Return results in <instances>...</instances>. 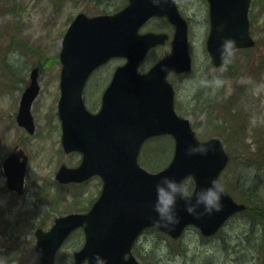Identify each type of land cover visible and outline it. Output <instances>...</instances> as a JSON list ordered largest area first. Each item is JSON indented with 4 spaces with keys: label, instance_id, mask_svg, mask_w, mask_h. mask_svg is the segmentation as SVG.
<instances>
[{
    "label": "water",
    "instance_id": "water-1",
    "mask_svg": "<svg viewBox=\"0 0 264 264\" xmlns=\"http://www.w3.org/2000/svg\"><path fill=\"white\" fill-rule=\"evenodd\" d=\"M208 1L212 23L207 50L214 66H220L223 61L217 49L222 37H234L236 49L255 45L248 18L251 0ZM153 16L167 17L176 32L171 53L142 74L138 70L141 61L153 46L165 40L164 35L139 33ZM115 57L126 58L128 62L117 68L103 95L101 110L91 113L83 97L86 81L95 69ZM60 59L63 71L58 113L63 127L62 143L67 153L81 152L83 160L77 168L61 166L56 178L66 184L99 175L104 185L88 213L58 217L50 230H37V249L42 252L40 264H55L65 240L77 228H83L85 242L74 253V264H90L88 258L95 253L107 257L108 264H142L132 249L144 229L155 227L177 239L187 226L194 225L203 236L209 237L229 218L246 209L226 191L218 212L196 217L184 211L183 200H179L178 224L167 228L155 222L151 204L160 175L184 180L192 177L195 186H204L213 177L219 179L229 161L223 143L217 138L205 141L214 146V151L206 155H189L186 151L189 145L200 141L190 120L175 112V91L167 76L172 71L190 72L192 59L186 22L170 0H160L159 4L153 0H130L129 6L115 15L79 14L66 34ZM38 76L39 69L34 68L17 116L20 126L30 133L35 131L31 108L40 92ZM162 135L175 139L174 156L167 168L151 173L139 165V153L146 140ZM21 157L24 160L20 163ZM26 166L23 151H15L4 162L8 187L18 194H23Z\"/></svg>",
    "mask_w": 264,
    "mask_h": 264
},
{
    "label": "rangeland",
    "instance_id": "rangeland-1",
    "mask_svg": "<svg viewBox=\"0 0 264 264\" xmlns=\"http://www.w3.org/2000/svg\"><path fill=\"white\" fill-rule=\"evenodd\" d=\"M96 2L0 0V31L18 22L21 37L32 46L45 50L46 55L40 76L41 92L31 110L36 133L28 135L24 144H20L26 132L17 125L16 115L30 71L37 59L25 49H18L14 44L11 46L10 37L1 38L0 253L13 254L20 264H29L36 251L35 232L38 228L49 230L57 216L76 210H89L90 201L94 202L98 198L102 188L99 178H93L83 187L62 185L55 179L61 165L74 167L81 161L80 154L67 155L61 145L62 130L57 116L61 64L56 58L61 52L64 31L79 13L94 16L104 11L101 7H95ZM6 8H12L14 12L5 11ZM250 14L251 18H256L252 30V36L257 41L255 48L237 50L231 63L213 68L206 50L208 34L204 30H194L190 35V53L194 59L192 72L170 76L169 79L176 90V111L190 119L198 139L205 141L217 137L226 141V147L229 146L233 162L220 180L228 190H233L232 195L236 198L239 190L236 181L238 172L241 183L247 186L260 178H257L254 168H249L246 160L250 156L254 159L264 143V0H252ZM156 58L157 52L153 51L150 59ZM123 63L124 60L112 61L110 66L101 69L89 81L85 89L89 110L97 112L100 109L101 97L112 71ZM232 65L240 71L235 80L228 79ZM216 75L225 79V84L219 88L201 82ZM215 96H219L220 105L214 102ZM198 97L207 101L193 102ZM229 114L239 119L236 122L223 121ZM234 130L238 132L234 134ZM16 146L29 157L23 196H17L7 189L2 170L3 160ZM142 149L140 165L156 172L171 162L174 142L170 136L159 137L144 144ZM188 181L193 185L192 180ZM261 195L264 198L263 192ZM236 201L239 202L238 199ZM259 204L264 208V200ZM83 244L84 236L79 230L63 246L57 264H73L72 255ZM139 244L146 259L144 261L136 257L146 264H263L264 222L258 215L243 212L233 217L213 238H204L197 228L189 227L178 240L159 235L156 231L145 232Z\"/></svg>",
    "mask_w": 264,
    "mask_h": 264
},
{
    "label": "clouds",
    "instance_id": "clouds-1",
    "mask_svg": "<svg viewBox=\"0 0 264 264\" xmlns=\"http://www.w3.org/2000/svg\"><path fill=\"white\" fill-rule=\"evenodd\" d=\"M154 4H159L160 0H153ZM219 30H223L219 26ZM237 42L234 37H222V41L217 49L219 57L225 63H231L235 56ZM242 79H251L250 77ZM206 85H213L219 88L225 84L222 76L216 75L211 79L201 81ZM189 155L200 153L202 155L214 151V146L210 142H197L189 145L186 149ZM225 186L220 179L213 177L204 186H193L189 181L183 178L177 179L172 175H160L155 184V199L151 204L155 212V222L163 227L171 228L181 220L178 201L183 200V210L196 217L218 212L223 207V196L225 195ZM41 250L37 249L31 257L29 264H40ZM90 264H108L107 257L100 253H95L89 257ZM0 264H20L13 257V254L0 253Z\"/></svg>",
    "mask_w": 264,
    "mask_h": 264
},
{
    "label": "flooded vegetation",
    "instance_id": "flooded-vegetation-1",
    "mask_svg": "<svg viewBox=\"0 0 264 264\" xmlns=\"http://www.w3.org/2000/svg\"><path fill=\"white\" fill-rule=\"evenodd\" d=\"M96 1H97L96 2L97 5L95 7L96 8L101 7L102 9H104V11H102L100 13L101 15L115 14V13L123 10L124 8H126L130 4V0H111V1L96 0ZM92 2L93 1H91L90 3H92ZM170 3L172 6H174L176 8L180 17L186 22V26L188 29V35L189 36L191 35L192 31H194V30H204L209 35V33L211 31V16H210V3L208 0H170ZM108 7H109V9H108ZM249 18H250L251 29L254 30L255 25H256V22H255L256 18H253V17L251 18V16H249ZM139 32L141 34L154 33V34H159V35H165L164 43L154 46L148 52L147 56L145 57V59L140 64V69H139L140 72L146 73L156 63H158L161 59H163L166 55L169 54V52L171 50L172 40H173L175 32H176V28H175V25L167 17L153 16V17L149 18L142 25ZM65 33L66 32L64 31V35H65ZM64 35H63V37H64ZM153 51L157 52V58L154 60L150 59V55ZM110 62H108L107 64H105V65L99 67L98 69H96L95 71H93L91 73L89 79H88L87 84L96 74L98 75L100 73L101 69H103L107 66H110V64H111ZM126 62L127 61L124 60V63L121 65H124ZM121 65H119V66H121ZM119 66L114 68V70L111 74L110 80L108 81L109 83L112 81L113 76H114V72L116 71V69ZM101 77H104V75H101ZM59 78L61 79V73L59 74ZM26 137H28V136H26L24 134L23 139H21L20 144H24ZM20 149H21L20 147L16 146L7 155V157L3 160L2 170H3V174L5 177H6V174H5L4 169H3L5 160L12 153H14L15 151H19ZM81 159H82V156H81ZM6 179H7V177H6ZM6 187L10 192L14 193L15 195H18L17 192H15L14 190H11L7 186V184H6ZM263 222H264V220H263Z\"/></svg>",
    "mask_w": 264,
    "mask_h": 264
},
{
    "label": "trees",
    "instance_id": "trees-1",
    "mask_svg": "<svg viewBox=\"0 0 264 264\" xmlns=\"http://www.w3.org/2000/svg\"><path fill=\"white\" fill-rule=\"evenodd\" d=\"M5 11H11L12 13L14 12L12 8H6ZM2 37H10L11 46L14 44L15 47L18 49H25V51L31 56L39 58V62H43V60L46 59L45 50L39 47L32 46L28 41L21 37V28L18 22H14L13 24L7 25L3 30H1L0 42ZM13 74H15V72H13ZM244 153H246V151H244ZM247 165L250 166L249 168H254V170L258 174L257 178H260L252 182L249 186H247V189L241 191L239 199L241 200V202L249 205V208L252 212L261 216L263 213V208H259L258 203H260L262 199L260 191L262 190L264 182V143L261 144V150H259L255 154L254 160L247 162ZM260 173H262V176H259ZM135 253L139 258L145 260L144 253L140 251L139 245L135 246Z\"/></svg>",
    "mask_w": 264,
    "mask_h": 264
}]
</instances>
